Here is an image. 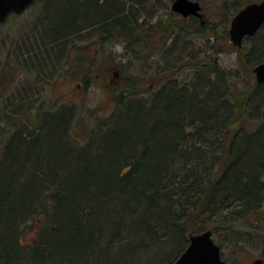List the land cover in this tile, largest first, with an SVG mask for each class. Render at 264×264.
I'll use <instances>...</instances> for the list:
<instances>
[{"label": "trees", "instance_id": "16d2710c", "mask_svg": "<svg viewBox=\"0 0 264 264\" xmlns=\"http://www.w3.org/2000/svg\"><path fill=\"white\" fill-rule=\"evenodd\" d=\"M250 1L227 4L234 11L221 28L225 39L219 46L209 40L217 36L215 24L196 16H190L198 21L191 22L193 30L178 13L166 18L171 27L162 33L160 22L145 26L136 7L144 0L53 1L58 18L47 29L54 36L44 32L41 40L47 41L38 45H49L48 55L56 53L66 65L65 48L77 45L76 38L95 32L103 49L126 32L128 54L145 60L148 54L134 44H149L155 74L165 79L152 81L144 93L143 77L129 74L115 87L108 117L90 128L66 103L37 104L34 86L21 83L13 90L15 99L4 104V114L29 102L42 115L38 122L2 126L0 164L7 154L0 167V264H73V257L81 264H135L143 253L168 254L173 264L191 233L211 228L230 240L240 221L253 218L247 225H261L255 214L264 206V118L252 132L242 123L252 101L255 111L264 105V85L253 72L264 59V26L242 48L228 32L231 18ZM27 49L25 58L33 52ZM222 51L249 63L248 91L239 90L233 69L216 61L215 53ZM42 59L41 70L49 60ZM14 141L20 142L10 147ZM35 219L41 222L35 243L21 245L23 230ZM240 238L236 242H250ZM149 257L143 256L145 264H156Z\"/></svg>", "mask_w": 264, "mask_h": 264}, {"label": "rangeland", "instance_id": "374dc122", "mask_svg": "<svg viewBox=\"0 0 264 264\" xmlns=\"http://www.w3.org/2000/svg\"><path fill=\"white\" fill-rule=\"evenodd\" d=\"M53 1L54 0H44L43 3H37L31 6L23 14L10 16L6 23H0V77L3 75L5 77L3 78L5 86L0 87V147L2 146L4 139V134L1 133L2 126L7 127V124H5L6 122L9 124V128L18 125L17 122H26L27 125L28 123L38 122L42 115L39 114L40 116H37L38 110L33 108V105H30L29 102L15 106L14 112L12 113L4 114V104L10 102L13 97L11 96V93L13 90L16 91L20 83L34 86L36 90L33 98H37V104L44 103L45 108L56 107L63 103L74 107L75 110H77L76 115L82 114L83 121L87 123L90 128V125L91 127L100 125L102 120L108 117L114 107L113 92L115 91V87L119 82H123L129 74L133 73L143 77L144 81L141 89L145 90L143 91L144 93L149 91L148 87L152 81L159 84L165 79L163 75L158 76L155 74V72L158 71L150 61L149 44L144 45L145 47L142 43L134 44V49L144 50L146 54H148L145 60H142L141 58L135 57L132 53L128 54V50L126 49V32L121 33V38L116 40V42L104 45L103 49H101L100 43L96 41L97 38L95 32H92L89 35V38H87V36L83 37V39L82 37L81 39L75 37L77 45L68 44L69 46H66V58L68 59L66 62L68 65L67 63L66 65L63 64L65 61L64 58L62 60L57 59L55 56L56 53L53 52L52 55V53L49 52L47 58L52 57L48 61L49 69L42 71V77L38 80L36 78L35 65L32 70L28 67L30 64L36 62V58L33 56L25 58V56L29 53H26L28 50L27 48L31 50L37 45L42 46L43 42L47 41V38L41 40V36L44 32L48 31V36L51 38L54 36L51 30L49 28L47 29V27L51 25V22L56 21L58 18L57 13L54 11L55 8L53 7ZM198 1L202 5L204 13L203 18H198V20L203 21V23L215 24L214 28L215 30L217 29V36H215V38L211 35L209 40L214 41L215 45L219 46L225 39L222 32H220L221 28L228 22V19L232 15L230 12L234 11L232 5L230 4L228 6L227 4L231 2L246 3L249 0ZM172 2L173 0H144L143 4L136 6L140 8L138 11V14H140V21L145 20V26L148 24H154L156 21L157 23L160 22L163 26L158 27L159 31L161 33L164 29L166 31L171 27V25L167 23L166 18L171 16L174 18L176 17V13H168L172 12ZM227 8L230 9L227 11ZM170 20L171 22L174 21L172 18ZM193 21L195 22L193 25H196L198 22L195 19L190 18V16L183 17V22L192 28V30L194 29L191 25V22ZM82 34H85L84 30H82ZM201 38L202 37H200V40L198 39L199 42H206L204 38ZM41 49L43 50L42 47ZM44 49H46V47ZM57 50H59V53L61 47L57 46L56 51ZM99 50H101V52L98 57L99 60L97 61L95 60V57ZM79 55H82L81 59L83 61L76 66L78 63L75 62V59ZM84 57L89 59L84 61ZM215 57L219 64L233 69L235 76L238 77L239 90L248 91L250 89V86L253 84V78L249 72L248 62H245L243 58L238 59L236 53L228 51L217 52L215 53ZM37 58H40L39 54L37 55ZM44 58H46V54H44ZM171 58H174V56ZM21 60H23V62ZM129 61H131V63L126 67ZM177 61H181L178 60V56ZM96 62L99 63L97 64ZM174 64H172L173 69L177 68ZM88 68L90 70V81L86 84L84 76L86 74L85 72L88 71ZM172 74L175 73L172 72ZM10 77L11 79H9ZM14 80L15 85L13 88H10V83ZM36 83L38 85H36ZM251 105H253V101L250 103V107ZM249 108L247 119L245 123H242V126L246 128L245 130L247 132H252V130L257 127L264 118L262 116V114H264V105H261L259 111L253 110L252 107ZM84 126V123L83 125L78 124V135L80 138H82L83 134L86 132ZM242 126H239V128ZM3 132L5 133V129H3ZM19 142H12L10 147L17 146ZM6 154L7 152L4 153L3 160L1 159L2 163L0 164V167L2 164L4 165L3 162H5ZM25 218L27 219L29 216ZM255 219L261 224V227L259 225H247V223H250L253 218L246 219L245 222L240 221L237 223L234 231L230 234V240L224 238V235L226 236L225 232L223 233V236L221 231L215 233V239L220 241L224 256L231 264H247L255 254L262 253L264 244V206L258 214H255ZM40 223L41 222L38 219H35L31 222V226H26L20 239L21 245L29 246L35 243ZM242 230L245 231L243 232ZM224 231L226 230L224 229ZM243 235L250 239L251 243L236 242V240L235 242L231 241L236 239V237ZM167 255L168 254L165 253H163V255L143 253L142 255L137 256L135 264H145L146 260L143 256H150L149 259L147 258L150 263L168 264L169 258ZM19 262L30 264V262L25 261ZM19 262H17V264H20ZM73 262V264H81V259L79 261V257H73ZM32 264L35 263L32 262Z\"/></svg>", "mask_w": 264, "mask_h": 264}, {"label": "water", "instance_id": "95a60500", "mask_svg": "<svg viewBox=\"0 0 264 264\" xmlns=\"http://www.w3.org/2000/svg\"><path fill=\"white\" fill-rule=\"evenodd\" d=\"M35 0H0V21L4 22L11 12L22 13ZM171 9L184 17L203 18L198 0H173ZM264 25V0L253 1L242 7L231 19L229 33L234 45L242 47L246 37L255 35ZM256 79L264 82V61L254 67ZM264 251V245H263ZM173 264H228L221 257V247L213 239L209 228L189 235V244ZM251 264H263L257 259Z\"/></svg>", "mask_w": 264, "mask_h": 264}, {"label": "flooded vegetation", "instance_id": "af4514ba", "mask_svg": "<svg viewBox=\"0 0 264 264\" xmlns=\"http://www.w3.org/2000/svg\"><path fill=\"white\" fill-rule=\"evenodd\" d=\"M44 0H37V1H35L31 6H33V5H35V4H37V3H39V2H43ZM26 11H24L23 13H25ZM23 13H20V14H23ZM15 14H17V13H14V12H12V13H10L9 15H8V17H7V19H6V21H4V22H1L0 21V23H6L7 21H8V19H9V17L10 16H12V15H15ZM45 47H43V51L41 50V48H39L38 47V45L36 46V47H34L32 50H33V52L30 54V56L29 57H35L36 58V62H35V65L36 66H38L39 67V65L41 64V63H39L38 61H39V58H37V55L39 54L40 55V58H41V61H45L44 59H42V58H44V54H46V59L48 60H50V58H47V53L45 52V50L48 48L49 49V45L48 46H46V49H44ZM43 52V53H42ZM48 60V61H49ZM22 62H23V60H21ZM264 61V59L263 60H261L260 62H258L257 64H259V63H261V62H263ZM42 63H44V62H42ZM38 64V65H37ZM257 64H255V66L257 65ZM32 66L34 67V64L32 63ZM45 67H44V69L43 70H41V69H39L40 70V72L42 73V71H45V70H47V69H49L48 67H49V64L48 63H45V65H44ZM254 66V67H255ZM36 69V68H35ZM254 69V68H253ZM254 77H255V81L256 82H258V84H262V85H264V82H259V81H257V79H256V76H255V74H254ZM20 86H22V84L20 83L19 84V87ZM14 87V85H11L10 84V88H13ZM15 91V90H14ZM33 95V94H32ZM14 96V95H13ZM33 97H34V95H33ZM17 99H18V101H19V98L17 97ZM35 99H37V98H35ZM36 109V108H35ZM38 110V115L37 116H40L41 115V110H39V109H37ZM40 114V115H39ZM40 119V118H39ZM39 121V120H38ZM214 240H215V242L217 243V244H219L220 245V247H221V257H222V259L224 260V261H226L228 264H231L228 260H227V258L224 256V252H223V249H222V245H221V243H220V241H218L217 239H215V237H214ZM257 259H263V264H264V252H263V249H262V253H257V254H255L252 258H251V261L249 262V263H247V264H251L252 262H254L255 260H257Z\"/></svg>", "mask_w": 264, "mask_h": 264}, {"label": "bare ground", "instance_id": "6f19581e", "mask_svg": "<svg viewBox=\"0 0 264 264\" xmlns=\"http://www.w3.org/2000/svg\"><path fill=\"white\" fill-rule=\"evenodd\" d=\"M29 68H30V66H28ZM35 68H36V75H37V79L38 80H40L41 79V77H42V73L40 72V70H39V68H38V66H35ZM33 69V67L32 68H30V70H32ZM254 79H255V77H254ZM258 83V82H257ZM36 85H38L37 83H36ZM260 125H258V127H259ZM243 232L245 231V230H242ZM241 237V236H240ZM240 237H236V239H234V240H231V241H235V240H242ZM186 249V248H185ZM183 253V252H182ZM181 253V254H182Z\"/></svg>", "mask_w": 264, "mask_h": 264}]
</instances>
